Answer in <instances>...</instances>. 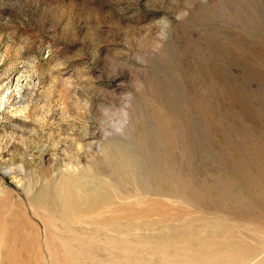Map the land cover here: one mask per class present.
I'll list each match as a JSON object with an SVG mask.
<instances>
[{"label": "rangeland", "instance_id": "1", "mask_svg": "<svg viewBox=\"0 0 264 264\" xmlns=\"http://www.w3.org/2000/svg\"><path fill=\"white\" fill-rule=\"evenodd\" d=\"M0 264H264V0H0Z\"/></svg>", "mask_w": 264, "mask_h": 264}, {"label": "bare ground", "instance_id": "2", "mask_svg": "<svg viewBox=\"0 0 264 264\" xmlns=\"http://www.w3.org/2000/svg\"><path fill=\"white\" fill-rule=\"evenodd\" d=\"M35 198L37 199V201L40 202V204L42 205H46L47 203H49V199L46 196V188L42 189L41 191L39 190L35 196Z\"/></svg>", "mask_w": 264, "mask_h": 264}]
</instances>
